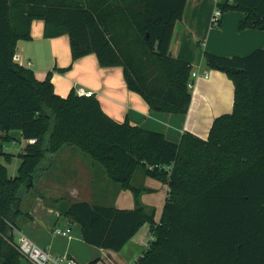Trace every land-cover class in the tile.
Masks as SVG:
<instances>
[{"label": "trees", "instance_id": "obj_1", "mask_svg": "<svg viewBox=\"0 0 264 264\" xmlns=\"http://www.w3.org/2000/svg\"><path fill=\"white\" fill-rule=\"evenodd\" d=\"M185 2L0 0V157L16 140L12 131L25 142L17 174L0 160V264H18L22 200L70 146L130 190L135 204L57 200L56 210L80 225L85 243L119 252L148 223L152 237L132 264H264V45L244 56L202 52L207 66L232 80L233 108L214 118L206 138L186 132L179 142L112 120L93 95L77 97L72 89L61 97L49 75L38 80L13 60L17 41L30 38L32 19H43L45 37L68 35L72 60L94 53L101 66H122L128 89L152 110L184 113L193 66L172 55L170 42ZM215 7L221 15L243 12L240 31H264V0H217ZM138 170L167 184L157 220L131 182Z\"/></svg>", "mask_w": 264, "mask_h": 264}, {"label": "crops", "instance_id": "obj_2", "mask_svg": "<svg viewBox=\"0 0 264 264\" xmlns=\"http://www.w3.org/2000/svg\"><path fill=\"white\" fill-rule=\"evenodd\" d=\"M216 2L217 0H186L182 18L174 26L170 42L172 55L191 63L192 66L195 65L196 70L201 74L203 70L208 73L207 78L200 76L194 81V87L190 91L191 100L184 113L152 110L139 93L128 89L122 66H101L94 53L72 60L68 35L64 33L56 37H45L43 19H32L30 38L19 39L15 53L19 54L22 62H31L30 69L38 80L50 76L55 94L66 97L72 89L76 88L92 92L103 113L118 123L128 122L143 129L162 132L168 140L173 142H179L186 132L206 138L214 118L232 111L234 85L225 72L206 65L203 56L199 53L200 46L196 42L200 41L203 51L225 57L244 56L264 45V31L238 29V24L244 17L241 11L229 10L223 13L220 17V26L213 27L211 16ZM11 143L12 150L18 152L25 142L13 140ZM69 150H72L71 147H67L53 158L50 167L39 178L36 188L30 190L22 200V213L17 218L15 239L19 236V232L23 233L53 255L67 254L80 261V253L73 242L74 240L83 241L81 227L78 223L74 224L67 217L60 215L53 206V200L62 196L61 189H63L56 182H71L72 184L65 190L73 196H78L81 191L78 185L81 181L77 176L80 174L79 171L85 168L79 164V158L73 157L72 160ZM14 159H20L19 155ZM67 159H71V162L66 163L71 165V170L66 174L67 171L63 168L65 163L60 161ZM86 167L90 175L87 181L92 184L89 186V194L94 197L96 193L97 198H103L108 191L106 185L102 187V184H98L96 173L99 171L92 160ZM45 175L53 181L54 184L50 183L52 186L49 180L42 183L41 179H44ZM67 176L68 180L65 178ZM43 186L42 194L37 193L33 200L26 202L31 191L37 192L36 190ZM139 187L143 190L141 202L144 210L147 214L154 212L155 220H157L164 204L167 184L162 200L158 194H152V187L144 185ZM50 191L58 192V194L50 193ZM122 196L124 199L120 200L119 197ZM132 197L129 190L119 189L114 196L117 203L113 206L134 208ZM76 200L89 201L85 198ZM67 224L71 225L69 235L64 236L54 232L55 229L64 230ZM143 226L148 227L147 231L149 230L148 223ZM138 242L142 244L141 240ZM23 262L22 258L18 264Z\"/></svg>", "mask_w": 264, "mask_h": 264}, {"label": "rangeland", "instance_id": "obj_3", "mask_svg": "<svg viewBox=\"0 0 264 264\" xmlns=\"http://www.w3.org/2000/svg\"><path fill=\"white\" fill-rule=\"evenodd\" d=\"M213 27L217 28V26H213ZM199 46H200L199 53L202 56L203 47L201 44H199ZM262 47H263V45L261 47H258V48H262ZM193 67H194L193 69H196L195 65ZM203 72H204V70L202 71V73ZM12 134L16 137L17 141H22V137L20 136L19 131L14 130V131H12ZM11 146H12V143H8V144L5 143L4 151L6 154L4 156H1L0 160H2L3 163L5 164V166L7 167L8 173L11 175H15V174H17L18 166H19V163L21 160L20 159H14V157L19 155L21 153L22 149H19V151L17 152L15 150H12ZM70 147L72 150H69L68 152L70 153L72 160H73V157L79 158L80 159L78 161L79 164L83 165L85 168V169H81L79 171L80 174H78V176H77L78 180L81 181V183L78 184L81 191H80L78 196H73L72 194L68 193V191L65 190V188H67L69 185L72 184L71 182H68V183L56 182V184L61 185L63 189H61V191H62L61 195L62 196L56 197L54 199L55 201H53V206H56L57 200H59V199L76 200V199H80V198L88 199L92 203H96V204L112 205V206L116 205L117 201L114 200V196H115V193L120 189L119 184L116 183L115 181H112L107 176V174L105 173V171L103 170V168L100 165L93 163L95 165V168L99 171L98 173H96L97 178H98V184L99 185L102 184V187L106 185L108 194L107 195L105 194L103 198H97L96 193H94V195H95L94 197L92 195H90L89 194V186H91L92 184L90 183V181H87L88 178L90 177V175H89L88 170L86 169L87 168L86 166H88L89 163L91 162V160L89 158L90 155L82 152L79 148H77L75 146H70ZM69 162H71V159L60 161V163H65L63 168L65 169V171H67L66 174L68 173V171L71 170V165H66V163H69ZM51 163H52V161H51ZM73 164H76V163L73 162ZM65 178L67 180L69 179L68 176ZM47 180H49V184L53 183V181H51L50 178H48V175H45L44 179H41L42 183L46 182ZM131 182L135 188H139V186L143 187V185L152 187L153 188L152 194H158V196H160V199L161 200L163 199V193H164V190L166 189V183L164 181L159 180V179L152 177V176H149V175H143L141 173V171L138 170L134 174ZM50 185L52 186V184H50ZM43 188H44V186L41 189L36 190L37 192L31 191L32 193L29 196V199L26 200V202L29 203L31 200H33V198L37 195V193L42 194L41 190H43ZM54 190H55V188H54ZM50 193H53V192L50 191ZM125 193L130 194L129 192H125ZM53 194L57 195L58 192L53 193ZM119 198H120V200L124 199L123 196L119 197ZM121 198H123V199H121ZM140 198H141V196H140ZM114 201H115V204H114ZM133 202H134V200H133ZM73 223L76 224L75 221H73ZM147 229H148V227L142 226L137 231L134 238L131 241H129V243L119 252L104 250V249L102 250L99 247L89 245V244L85 243L84 241H80V240H76V241L74 240L73 245L77 249V251L80 253V257H81L80 261H79L80 264H84V263L91 261V260H94V259H97L95 264H132L141 255L142 251L146 247V246H144V244L148 243V240L150 239V237H149L150 232H149V230L147 231ZM143 232H144V234H143ZM140 240L142 241V244L138 242ZM21 259H22V257L19 255V262H21ZM23 264H28V263L24 260Z\"/></svg>", "mask_w": 264, "mask_h": 264}, {"label": "built area", "instance_id": "obj_4", "mask_svg": "<svg viewBox=\"0 0 264 264\" xmlns=\"http://www.w3.org/2000/svg\"><path fill=\"white\" fill-rule=\"evenodd\" d=\"M221 17L220 10L215 7L212 17H211V24H217L218 20ZM13 60L20 66H24L27 68H30L31 62H22L20 59L19 54L14 53L13 54ZM203 76L204 78L208 77L207 72H203L202 74L196 70L193 69L191 71V78L192 80L188 82L187 87L192 90L194 87V81L200 77ZM75 95L77 97H87L92 96V92H87L82 88H76L75 89ZM36 142L35 139H29L28 143L34 144ZM71 230V225L67 224L66 228L64 230L62 229H55L54 232L56 234H61L64 236L69 235ZM149 237L151 239L152 235L149 233ZM147 243L144 244L146 246ZM15 249L19 253V255L28 263V264H80L77 259H75L71 255H53L46 249L42 248L40 245H38L36 242H34L31 238L26 236L23 233L19 232V236L16 239V242L14 244Z\"/></svg>", "mask_w": 264, "mask_h": 264}]
</instances>
